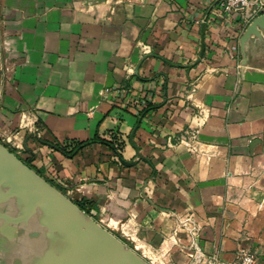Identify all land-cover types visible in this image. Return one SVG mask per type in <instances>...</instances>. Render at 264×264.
<instances>
[{
  "label": "crops",
  "instance_id": "1",
  "mask_svg": "<svg viewBox=\"0 0 264 264\" xmlns=\"http://www.w3.org/2000/svg\"><path fill=\"white\" fill-rule=\"evenodd\" d=\"M217 2L0 0V137L149 264H264V23Z\"/></svg>",
  "mask_w": 264,
  "mask_h": 264
},
{
  "label": "water",
  "instance_id": "2",
  "mask_svg": "<svg viewBox=\"0 0 264 264\" xmlns=\"http://www.w3.org/2000/svg\"><path fill=\"white\" fill-rule=\"evenodd\" d=\"M0 264L149 263L0 142Z\"/></svg>",
  "mask_w": 264,
  "mask_h": 264
},
{
  "label": "built area",
  "instance_id": "3",
  "mask_svg": "<svg viewBox=\"0 0 264 264\" xmlns=\"http://www.w3.org/2000/svg\"><path fill=\"white\" fill-rule=\"evenodd\" d=\"M218 9L223 14H230L233 12H242L246 9H252L255 15L264 13V0H218L217 2ZM104 91H110L109 88H105ZM150 102V97L144 95L140 100H136L135 104L138 106L145 105ZM195 132L189 133V136L186 139H194ZM6 141L9 142V138L5 137ZM185 137H181V140H184ZM184 226L186 225V220L183 222ZM188 233L191 237H194L198 231V228L195 225L187 226ZM145 256L148 253L144 254ZM149 259V257H148ZM255 256L251 254L248 249L242 247L238 249L237 257L232 261H220L216 254L203 255L197 253L194 255L193 260L190 264H254Z\"/></svg>",
  "mask_w": 264,
  "mask_h": 264
},
{
  "label": "trees",
  "instance_id": "4",
  "mask_svg": "<svg viewBox=\"0 0 264 264\" xmlns=\"http://www.w3.org/2000/svg\"><path fill=\"white\" fill-rule=\"evenodd\" d=\"M122 144V142H120L117 138H113L111 141H110V145L117 150V147H120ZM81 145V144H80ZM79 147V144L78 145H75L73 147V150L71 152H73L75 149H77ZM13 151V149H11ZM28 166H30L31 168L32 165L30 164V160L28 158H23L20 154H17ZM34 169V168H33ZM35 170V169H34ZM36 172L39 173V171L35 170ZM40 174V173H39ZM41 175V174H40ZM42 176V175H41ZM49 181V180H48ZM51 183V182H50ZM53 184V183H52ZM54 185V184H53ZM55 186V185H54ZM59 189V188H58ZM74 202L81 208L83 209L86 213L89 214V211H88V208L86 206V203L85 201L83 200H74Z\"/></svg>",
  "mask_w": 264,
  "mask_h": 264
},
{
  "label": "rangeland",
  "instance_id": "5",
  "mask_svg": "<svg viewBox=\"0 0 264 264\" xmlns=\"http://www.w3.org/2000/svg\"><path fill=\"white\" fill-rule=\"evenodd\" d=\"M0 142L3 143L5 146H7L9 149H13L11 146H9L8 144H6L8 142L6 141L5 137L4 138H1L0 137ZM16 154H19V153L16 152Z\"/></svg>",
  "mask_w": 264,
  "mask_h": 264
}]
</instances>
